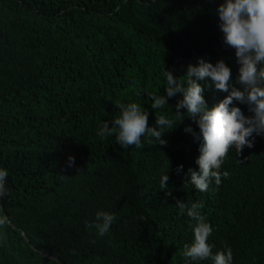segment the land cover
Listing matches in <instances>:
<instances>
[{
    "label": "trees",
    "instance_id": "obj_1",
    "mask_svg": "<svg viewBox=\"0 0 264 264\" xmlns=\"http://www.w3.org/2000/svg\"><path fill=\"white\" fill-rule=\"evenodd\" d=\"M222 2L0 0V168L9 174L0 212L11 220L0 228V264H212L183 255L194 202L213 253L230 248L233 264H264V136L253 134L239 155L232 147L220 169L228 177L201 192L185 182L198 170L200 142L184 131L199 135L186 109L182 123L175 115L182 95L159 110L148 96L166 94L165 69L187 87L199 60H223L239 87L218 26ZM197 83L209 108L228 94L209 77ZM132 102L148 111L149 126L161 114L173 121L166 146L145 135L141 148H121L115 133L97 134L120 115L117 103ZM97 211L117 217L103 237L86 226Z\"/></svg>",
    "mask_w": 264,
    "mask_h": 264
},
{
    "label": "clouds",
    "instance_id": "obj_2",
    "mask_svg": "<svg viewBox=\"0 0 264 264\" xmlns=\"http://www.w3.org/2000/svg\"><path fill=\"white\" fill-rule=\"evenodd\" d=\"M216 13L223 43L234 49L239 65L236 80L239 87L233 86L231 69L223 60H218L215 65L199 60L196 66L189 65L187 68V87L178 82L177 76L171 71L165 69L163 74L167 83L166 94H148L154 110L162 109L177 93L182 95V99L174 105L175 115L180 123L185 119V112L188 114L186 117L193 119L199 128V135L191 127H185L184 131L192 133L194 140L200 142L199 156L195 160L198 170L188 169L189 179L185 182L201 192L206 191L213 181L219 187L222 178L228 177L229 173H221L220 169L232 147L239 155L244 147L254 146L250 139L253 134L264 136V0H223L217 6ZM205 77L211 78L217 90L228 93L211 108L204 99V88L197 83V80ZM234 100L247 105L251 115L245 116L239 107L233 106ZM115 107L119 109L120 115L112 120L111 127L107 121H103L97 134L104 138L115 133V141L121 148H141L142 137L145 135L155 138L159 145L166 146L164 135L177 128L172 129L173 121L162 114L155 117L153 126H149L148 111L142 110L135 102L117 103ZM181 109L186 111L181 112ZM68 161L71 166L74 158L70 156ZM182 167L178 166L177 170ZM8 175L6 169L0 168V198L8 194ZM168 179L167 174L161 177L162 189L168 186ZM175 205L184 212L186 205L183 201L177 200ZM202 207V203L194 202L187 209L188 217L195 224L193 240L185 245L183 255L191 261L211 260L212 264H233L230 248L213 253V245L208 242L212 228L200 212ZM116 219L114 213L97 211L95 221L86 226L94 228L96 235L103 237L109 233L110 226ZM10 224V218L0 212V228H6ZM0 240H6V235L0 233Z\"/></svg>",
    "mask_w": 264,
    "mask_h": 264
},
{
    "label": "water",
    "instance_id": "obj_3",
    "mask_svg": "<svg viewBox=\"0 0 264 264\" xmlns=\"http://www.w3.org/2000/svg\"><path fill=\"white\" fill-rule=\"evenodd\" d=\"M26 239H27V238H26ZM42 255H44V256H46V257H49V258H53V259H55V260L58 261V259H57L55 256L51 255V254H48V253H44V252H42Z\"/></svg>",
    "mask_w": 264,
    "mask_h": 264
}]
</instances>
